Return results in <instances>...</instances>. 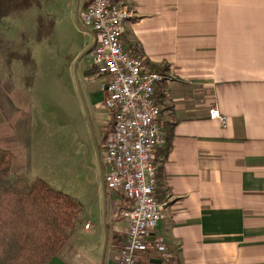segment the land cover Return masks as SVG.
Masks as SVG:
<instances>
[{"label": "crops", "instance_id": "0c3cea01", "mask_svg": "<svg viewBox=\"0 0 264 264\" xmlns=\"http://www.w3.org/2000/svg\"><path fill=\"white\" fill-rule=\"evenodd\" d=\"M91 1L47 4L64 6L73 21ZM113 1L135 13L125 24L124 47L144 57L148 70L167 77L155 90L167 139L154 155L155 193L165 212L157 233L175 256L165 263L150 249L140 254L141 263L264 264V0ZM89 44L82 56L90 54L92 63V35ZM89 71L93 67L82 68L85 107L103 127L109 121L100 115L101 110L108 115L105 95L93 89ZM36 81L26 91L29 176L51 185L47 176L56 164L48 129L37 122ZM214 106L228 118L226 128L209 118ZM74 198L82 207L76 229L49 264H119L128 228L126 200L103 188L101 178Z\"/></svg>", "mask_w": 264, "mask_h": 264}, {"label": "built area", "instance_id": "2783aa9c", "mask_svg": "<svg viewBox=\"0 0 264 264\" xmlns=\"http://www.w3.org/2000/svg\"><path fill=\"white\" fill-rule=\"evenodd\" d=\"M134 15L128 5L113 0H93L82 15V31L92 35V80L105 95L109 119L101 157L104 184L127 202L122 213L128 228L119 264H142L140 254L150 249L170 263L175 250L157 233L165 212L155 193L154 162L155 153L167 142L155 90L167 77L148 70L144 57L124 47L125 24ZM208 115L227 127L228 118L217 106Z\"/></svg>", "mask_w": 264, "mask_h": 264}, {"label": "rangeland", "instance_id": "374dc122", "mask_svg": "<svg viewBox=\"0 0 264 264\" xmlns=\"http://www.w3.org/2000/svg\"><path fill=\"white\" fill-rule=\"evenodd\" d=\"M47 3L46 0L43 9L56 18V27L51 37L41 43L35 40L34 17L38 13H27L21 18L8 19L1 25L0 77L6 79L7 73H10L13 84L17 88L24 87V75L30 73V67L24 68L18 62L7 67L6 52L8 49L31 51L36 63L35 78L38 86L36 93L32 95L37 122L38 125L41 123L42 130L45 127L48 129L50 159L56 164L47 177L54 189L78 198L93 189L97 178L100 181L96 146L102 157L106 126L100 127L89 109L92 119L90 121L83 99L87 92L84 90L87 76H84L82 68H92L93 65L89 59L90 54L82 56V53L90 48L91 37L82 31V12L78 16L74 15L73 21H70L64 15V6L51 8ZM78 52L79 59L73 61ZM92 85L94 90L100 89L98 81L92 82ZM100 113L106 122L107 113L104 110ZM27 142L28 133L21 148H24ZM16 154L21 157L19 150ZM21 159L24 165L28 162L30 165L27 150ZM103 169L106 170V166L103 165Z\"/></svg>", "mask_w": 264, "mask_h": 264}, {"label": "trees", "instance_id": "16d2710c", "mask_svg": "<svg viewBox=\"0 0 264 264\" xmlns=\"http://www.w3.org/2000/svg\"><path fill=\"white\" fill-rule=\"evenodd\" d=\"M33 10L38 13L35 40L43 42L55 29V18L43 9V0H0V27ZM17 62L30 67L24 89L15 88L10 73L0 77V264H49L74 233L82 207L44 179L31 178L29 162L24 165L21 159L30 147L31 101L26 91L35 80L36 63L29 49H8L6 66ZM27 133L28 142L21 148Z\"/></svg>", "mask_w": 264, "mask_h": 264}, {"label": "water", "instance_id": "95a60500", "mask_svg": "<svg viewBox=\"0 0 264 264\" xmlns=\"http://www.w3.org/2000/svg\"><path fill=\"white\" fill-rule=\"evenodd\" d=\"M79 87H81L80 85H79ZM82 90H80V92H81ZM82 93V95H83V92H81ZM84 99V98H83ZM85 102V101H84ZM87 110V109H86ZM87 113H88V116H89V118H90V115H89V112H88V110H87ZM91 121V120H90ZM96 150H97V158H98V162H99V166H100V173H101V183H102V186H103V188H105V184H104V170H103V166H102V161H101V156H100V153H99V151H98V147L96 146ZM157 263H160V261H156Z\"/></svg>", "mask_w": 264, "mask_h": 264}]
</instances>
